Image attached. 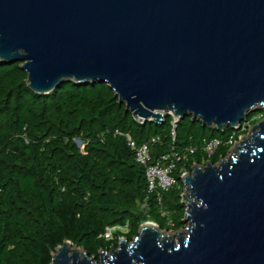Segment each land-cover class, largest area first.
Here are the masks:
<instances>
[{
	"label": "water",
	"instance_id": "1",
	"mask_svg": "<svg viewBox=\"0 0 264 264\" xmlns=\"http://www.w3.org/2000/svg\"><path fill=\"white\" fill-rule=\"evenodd\" d=\"M0 62L34 94L97 82L142 122L237 132L264 109V0H0ZM240 145L183 177L176 242L145 222L98 263L65 241L49 264H264V120Z\"/></svg>",
	"mask_w": 264,
	"mask_h": 264
},
{
	"label": "trees",
	"instance_id": "2",
	"mask_svg": "<svg viewBox=\"0 0 264 264\" xmlns=\"http://www.w3.org/2000/svg\"><path fill=\"white\" fill-rule=\"evenodd\" d=\"M19 66L0 62V264H49L65 241L98 260L120 238L132 242L145 222L165 231L185 227L182 184L149 194L144 168L124 135L147 144L152 162L184 154L174 161L178 179L180 168L219 163L229 152V137L245 133L186 117L175 123L172 137L171 116L139 122L106 84L63 81L47 95L34 94ZM212 139L221 144L208 157L203 146ZM190 148L193 154L186 153ZM115 226L127 231L104 239L105 229Z\"/></svg>",
	"mask_w": 264,
	"mask_h": 264
},
{
	"label": "built area",
	"instance_id": "3",
	"mask_svg": "<svg viewBox=\"0 0 264 264\" xmlns=\"http://www.w3.org/2000/svg\"><path fill=\"white\" fill-rule=\"evenodd\" d=\"M167 115L171 116L173 119L171 122V125H172L171 135L172 137H174L175 123L178 121V119L174 117L171 113H168ZM136 120L139 122H142L138 119ZM251 121L252 119L250 121H245L242 124H240L239 132H245V128L247 124L251 123ZM241 135H239L237 139ZM124 137L127 141L129 148L134 152V159L136 163H138L144 168L147 192L149 194L154 193L157 196H159L160 193L167 192L174 187L179 188L180 183L182 184V187H183V193H186L185 192L186 186L183 185L182 181H183V177L186 175H189L191 171L188 172L184 168H180L178 171V179L174 175V170H175L174 161L180 162L181 160H184V157H185L184 154L183 155H179V154L177 155L176 153L165 154L160 157V160L152 162L149 147L147 144L136 145L134 141H132L128 135H124ZM237 139L235 138V133H233L229 137L226 144L230 147V149L235 145ZM157 141H158V138H152L150 140L151 143H155ZM220 144H221V141L217 139L205 141L204 146H203V151L209 157L214 154V152L217 150ZM194 152H195V149L193 148H190L186 151V153H189V154H193ZM204 165H201V166L193 165V167H203ZM161 216L166 217L167 215L165 214V212H161ZM169 223L170 221H168V224ZM123 228L125 227L115 226L112 228H106L103 234V238L106 240H110L114 232L120 231Z\"/></svg>",
	"mask_w": 264,
	"mask_h": 264
},
{
	"label": "rangeland",
	"instance_id": "4",
	"mask_svg": "<svg viewBox=\"0 0 264 264\" xmlns=\"http://www.w3.org/2000/svg\"><path fill=\"white\" fill-rule=\"evenodd\" d=\"M261 113V114H260ZM260 113L259 114H257V115H255L253 118H252V120L253 121H256V123L255 124H253V123H248L247 124V126H246V128H245V133L243 134V135H241L238 139H237V141H236V143H235V145L229 150V152H228V154H227V156L225 157V158H228V156L233 152V150L238 146V145H240V143L242 142V140L243 139H245V138H247L249 135H250V133H251V131H252V128L255 126V125H257V123L258 122H260V121H262V120H264V109H261V111H260ZM257 119H258V121H257ZM240 146H243V144H241ZM219 163H217L216 165H218ZM185 195H187L186 193H182V196H185ZM184 204H185V206H186V202L184 201ZM143 209V206H140L139 207V210L141 211ZM186 213V212H185ZM185 227H186V225H185ZM185 227H183V228H181V229H179L178 231H165V230H160V232L162 233V235L163 236H170V237H172L174 240H175V242H176V235H174V234H177L179 231H184V229H185ZM127 231V228H123V229H121L120 231H116V232H121V233H125ZM122 238H120L119 240H121ZM81 250V249H80ZM82 251V250H81ZM100 253H105V251L104 252H100ZM98 261H99V256H98V260H94V262H97L98 263Z\"/></svg>",
	"mask_w": 264,
	"mask_h": 264
}]
</instances>
